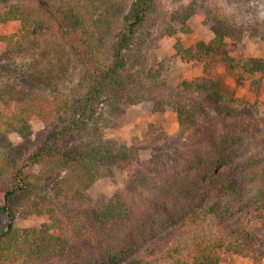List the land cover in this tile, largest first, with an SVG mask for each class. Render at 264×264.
<instances>
[{
    "label": "trees",
    "instance_id": "1",
    "mask_svg": "<svg viewBox=\"0 0 264 264\" xmlns=\"http://www.w3.org/2000/svg\"><path fill=\"white\" fill-rule=\"evenodd\" d=\"M178 1L186 3L160 25L157 0H0V101L8 105L0 113V264L261 262L264 237L250 229L264 219L256 110L227 95L221 79L170 86L158 67L136 65L152 30L163 42L202 25L199 41L184 47L177 38L167 56L220 57L235 80L259 89L264 59L238 56L245 32L264 41V20L245 29L205 0ZM136 104L150 115L173 111L177 134L148 124L142 145L106 140L103 121ZM32 122L44 130L34 135ZM143 150L150 160L139 158ZM120 172L125 187L98 208ZM35 218L42 225L16 229L18 219Z\"/></svg>",
    "mask_w": 264,
    "mask_h": 264
},
{
    "label": "rangeland",
    "instance_id": "2",
    "mask_svg": "<svg viewBox=\"0 0 264 264\" xmlns=\"http://www.w3.org/2000/svg\"><path fill=\"white\" fill-rule=\"evenodd\" d=\"M16 1L7 0V3L10 4ZM157 2L158 14L154 18L156 20L159 18L158 24L160 23V25L161 22L159 21L168 15L171 10L186 3V1L179 2L178 0H157ZM202 3L213 13L221 15L230 23L241 25L245 29L264 20V0H205ZM203 32V26L197 25L191 33H179L177 38L184 47H189L201 39ZM157 36H159V31L152 30V36L140 45L141 52L138 54L136 67L144 70L158 67L161 73V80L170 86L183 81H190L200 76L221 79L225 84L227 95L243 100L246 105L253 106L256 110L257 121H255V125L260 131L257 133L258 142L254 148H256L259 158H264V79L259 89L252 87L245 79L235 80L224 70L220 57L216 56L207 58L202 62H184L178 58H169L166 52L174 45L177 38L170 37L160 42ZM241 44V53L238 57L264 59V41L259 36L251 37L248 32H245ZM231 54L236 56L235 53ZM7 111V103L0 101V113ZM108 121L109 123L103 127V136L117 146L142 145V129L148 124H153L159 131L168 136L175 135L178 131L177 118L173 111L150 115L143 111L140 104L128 106L124 114L110 120L106 119L103 122ZM31 127L34 135L45 128L43 124L35 122H32ZM10 140L14 144L19 142L16 134H11ZM138 156L141 160L148 161L153 156V152L151 150L139 151ZM168 163L170 162L168 161ZM126 178L127 173L120 172L104 186L95 201L98 208L106 207L114 193L125 187ZM43 222L41 218L32 220L18 219L15 222V227L19 231L25 228H37ZM6 223V217L1 216L0 229ZM250 229L256 239H262L264 237V219L258 223H253ZM231 264H252V262L247 258L236 256ZM259 264H264V257Z\"/></svg>",
    "mask_w": 264,
    "mask_h": 264
}]
</instances>
